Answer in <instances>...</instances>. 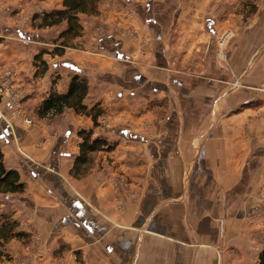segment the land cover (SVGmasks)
I'll return each instance as SVG.
<instances>
[{
  "label": "crops",
  "instance_id": "1",
  "mask_svg": "<svg viewBox=\"0 0 264 264\" xmlns=\"http://www.w3.org/2000/svg\"><path fill=\"white\" fill-rule=\"evenodd\" d=\"M62 1L0 0V66L14 67L34 119L15 120L0 101L5 163L26 183L24 193L0 192V215L29 234L6 245L0 264H259L264 106L248 104L264 89L250 75L256 56L240 46L248 32L219 57L231 23L217 10L228 0H101L97 14L80 15L79 47L45 58L35 78L34 55L59 27L35 30L29 18ZM74 74L88 80L84 103L106 111L96 128L72 109L37 114ZM93 128L117 145L93 152L76 176L78 134Z\"/></svg>",
  "mask_w": 264,
  "mask_h": 264
},
{
  "label": "trees",
  "instance_id": "2",
  "mask_svg": "<svg viewBox=\"0 0 264 264\" xmlns=\"http://www.w3.org/2000/svg\"><path fill=\"white\" fill-rule=\"evenodd\" d=\"M99 2L100 0H63L61 8L35 14L32 24L34 29L42 30L59 27V32L52 42L54 46L44 48L34 56L35 77L44 76L49 69L48 63L44 60L45 54H50L53 57L62 56L68 48H77L76 39L83 36L80 15L97 14ZM254 12L253 10L252 13ZM88 90L89 84L87 78L80 74H74L70 79L67 92L61 93L50 89L39 104L37 114L43 118L49 115L60 114L65 109H72L77 114L91 117L94 122V128H96L99 125V117L103 116L106 111L100 105L90 108L84 103ZM94 128L89 130L83 129L78 134L81 139L79 153L72 168V172L76 176H81L86 172L90 155L93 152L112 151L117 145L106 137L95 136ZM25 190L26 183L22 181L18 170L7 167L3 150L0 147V192L14 194L24 193ZM19 226L20 223L11 213L5 212L0 215V261L3 258H10L5 249L10 241L13 239L27 240L29 234L19 230ZM259 264H264V252Z\"/></svg>",
  "mask_w": 264,
  "mask_h": 264
},
{
  "label": "rangeland",
  "instance_id": "3",
  "mask_svg": "<svg viewBox=\"0 0 264 264\" xmlns=\"http://www.w3.org/2000/svg\"><path fill=\"white\" fill-rule=\"evenodd\" d=\"M33 1V0H31ZM38 1V0H35ZM40 1V0H39ZM46 1V0H45ZM101 1V0H100ZM108 1V0H106ZM112 1L116 2L118 0H109V2ZM188 4L186 7H188V14H190V17L194 13L195 5H192L189 3V1L186 3ZM190 4V6H189ZM170 9V8H169ZM190 10V11H189ZM255 11L252 13V11ZM183 11V10H182ZM46 12V11H43ZM41 12V13H43ZM217 12H219V19L225 21L229 19L231 23V29L228 30L229 33L222 34L220 37H222L218 42L217 46L219 48V57L220 58H225L226 57V49L228 48L229 44L232 43V41L237 37L238 33L243 35L246 33V42H244L243 45L240 46H250V56H256L255 64L254 67H252L250 70V75L254 76L255 78H259L260 85L263 86L264 83V0H228L226 3L222 2L221 5L218 7ZM38 12H35L29 19L30 21V26L33 28V18L35 14ZM17 20L20 21L21 18L17 17ZM34 29V28H33ZM35 30H41V29H35ZM59 32V29H53L52 31L48 32L46 34L47 37L49 38H56L57 33ZM227 32V31H226ZM244 32V33H243ZM240 35V36H241ZM89 37H92L89 35ZM53 39V40H54ZM22 46V45H20ZM34 46V44H33ZM54 45L51 43L49 45H44L43 47L39 48L37 52L42 51L44 48H49L53 47ZM79 47V46H77ZM21 49V48H20ZM259 50V55H257V51ZM35 56V55H34ZM53 57L50 54H45L44 55V60L45 58ZM47 62V60H46ZM4 67L3 69H0V79L1 80H9L14 84V87L16 91L18 92V104L17 108H19V114L15 115L13 111L8 107L7 102H6V96L2 94L3 92L0 91V101L4 102L8 108L9 113L11 114L12 118L19 122H26L30 124L29 122L25 121V118H29L31 121H33L31 124L34 123V119L27 114L33 116L32 114L28 113L27 111L24 110V99H25V94L21 91L20 86L18 85V81H16L17 78H15V73H14V67L9 65V66H0ZM35 67V63H34ZM49 67V66H48ZM36 71V67H35ZM8 73V75H6ZM35 75V72H34ZM35 77V76H34ZM43 76H38L35 78H41ZM6 86L5 82H0V87ZM261 86H256L257 89H264V87ZM1 89V88H0ZM4 90V89H3ZM259 101H255L253 103L248 104V107H257V106H264V98L263 99H258ZM56 115H49L47 117H54ZM36 241L35 239H31V245H30V250L34 247L37 246L35 245ZM10 257V256H9ZM12 260V258H11ZM25 260L28 263L33 262V260H30V257H26ZM30 260V261H29ZM20 262V261H19Z\"/></svg>",
  "mask_w": 264,
  "mask_h": 264
},
{
  "label": "built area",
  "instance_id": "4",
  "mask_svg": "<svg viewBox=\"0 0 264 264\" xmlns=\"http://www.w3.org/2000/svg\"><path fill=\"white\" fill-rule=\"evenodd\" d=\"M6 75H8V73H6ZM0 82H5L6 86L4 87H0V91L3 92L2 94H4L6 96V102L8 107L13 111V113L15 115L19 114V108H17V104H18V92L16 91L14 84L12 82H10L9 80H1ZM4 89V90H3ZM25 121L32 123L33 121H31L29 118H25ZM36 244H38L39 240L38 238L35 239ZM39 255L41 256V253H39ZM20 264H27V262L25 260H21L19 262Z\"/></svg>",
  "mask_w": 264,
  "mask_h": 264
}]
</instances>
